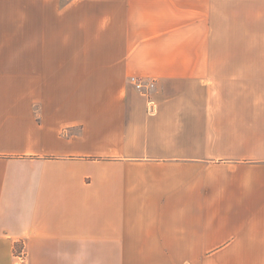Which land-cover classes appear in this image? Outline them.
Here are the masks:
<instances>
[{"label":"crops","instance_id":"obj_1","mask_svg":"<svg viewBox=\"0 0 264 264\" xmlns=\"http://www.w3.org/2000/svg\"><path fill=\"white\" fill-rule=\"evenodd\" d=\"M0 264H264V0H0Z\"/></svg>","mask_w":264,"mask_h":264}]
</instances>
